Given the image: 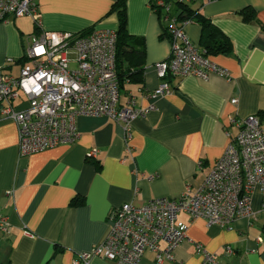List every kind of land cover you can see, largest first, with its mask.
Instances as JSON below:
<instances>
[{"label":"crops","instance_id":"crops-1","mask_svg":"<svg viewBox=\"0 0 264 264\" xmlns=\"http://www.w3.org/2000/svg\"><path fill=\"white\" fill-rule=\"evenodd\" d=\"M115 1L36 0L39 29L28 16L0 21L3 72L19 73L29 36L41 30H116L117 14L111 9ZM150 1L126 0L127 30L135 40L131 39L133 47L120 51L116 69L120 104L132 96L138 106H156L133 120L130 153L121 124L104 116H80L79 136L73 143L19 156L16 125L0 115V211L11 224L9 232L0 231V264H71L78 252L104 239L109 212L123 203L177 198L187 187L194 191L201 186L237 134L231 120L255 114L264 129V0L190 2L232 42L228 54L207 53L230 77L167 76L172 91L156 98L151 93L161 78L154 64L168 57L170 37ZM245 9L254 17L244 20ZM184 31L202 47L200 22L187 23ZM234 98L236 103L231 102ZM22 100L14 103L23 105ZM91 149L97 150L95 157H87ZM260 201L256 189L253 217L236 218L227 227L180 213L179 220L187 224L186 238L174 258L160 264H208L196 244L215 253L220 264H264ZM225 246L234 252L226 254ZM90 264L114 263L94 257ZM139 264H157L155 253L145 251Z\"/></svg>","mask_w":264,"mask_h":264},{"label":"built area","instance_id":"built-area-1","mask_svg":"<svg viewBox=\"0 0 264 264\" xmlns=\"http://www.w3.org/2000/svg\"><path fill=\"white\" fill-rule=\"evenodd\" d=\"M153 3L166 23L170 51L165 60L154 64L161 82L151 97L172 91L167 76L206 79L216 74L229 79L228 71L213 63L187 37L184 26L190 20L169 14L170 3L165 0ZM21 16L30 17L36 28H41L36 0H0V21ZM116 39V30L112 29L93 28L85 33L41 30L29 36L17 75L3 72L0 67V115L16 125L19 156L73 143L79 136L76 122L80 116H104L121 124L126 151L130 153L133 120L146 116L156 106H138L132 96L120 104ZM21 98L23 105L14 103ZM231 121L238 127L237 134L201 186L194 191L187 187L177 198L154 197L141 205L123 203L109 212L110 225L104 239L78 252L71 264H90L94 257L114 264H139L147 250L155 253L157 264L172 260L175 249L186 238L187 224L179 220L180 213L227 227L236 218L253 217L252 194L256 189L264 212L262 119L250 114ZM96 152L89 150L87 157H95ZM10 229L7 216L0 211V231L7 233ZM196 250L204 263L220 264L216 254L202 245L196 244ZM224 251L229 255L234 252L231 246H225Z\"/></svg>","mask_w":264,"mask_h":264},{"label":"trees","instance_id":"trees-1","mask_svg":"<svg viewBox=\"0 0 264 264\" xmlns=\"http://www.w3.org/2000/svg\"><path fill=\"white\" fill-rule=\"evenodd\" d=\"M151 2V8L154 12H156L158 15L161 14L160 8H157L156 5L153 3L154 0ZM165 2L170 3V10L168 11L169 14H177L179 19H188L191 21H197L200 22L202 25V47L201 50L204 53V55L207 56V53H211L213 51L215 52H222L224 54H228L232 50V42L230 39L224 35L214 24H212L209 20L204 19L200 16V14L197 12V10H194L190 7V3H184L181 1L176 0H165ZM112 10L116 11L117 14V20L118 25L116 29V69L118 67V60H119V54L120 51L124 49L125 46L133 47L134 39L131 34H129L127 30V15H126V0H116L112 4ZM243 13V19L249 20L252 17H254V13L247 9L242 11ZM161 17V16H160ZM162 19V18H161ZM90 31V30H89ZM88 31H84L82 33H85ZM164 34H168L167 27L164 29ZM135 40V39H134ZM141 40V44H142ZM142 49H138V52H142ZM119 82V78H118ZM120 85V84H119Z\"/></svg>","mask_w":264,"mask_h":264},{"label":"rangeland","instance_id":"rangeland-1","mask_svg":"<svg viewBox=\"0 0 264 264\" xmlns=\"http://www.w3.org/2000/svg\"><path fill=\"white\" fill-rule=\"evenodd\" d=\"M70 66H71V67H73V66H74V64H73V63H71V64H70Z\"/></svg>","mask_w":264,"mask_h":264}]
</instances>
